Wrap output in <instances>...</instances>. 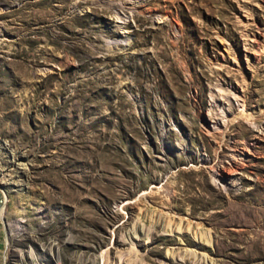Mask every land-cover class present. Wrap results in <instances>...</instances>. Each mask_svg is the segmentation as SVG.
I'll return each mask as SVG.
<instances>
[{"label": "rangeland", "instance_id": "rangeland-1", "mask_svg": "<svg viewBox=\"0 0 264 264\" xmlns=\"http://www.w3.org/2000/svg\"><path fill=\"white\" fill-rule=\"evenodd\" d=\"M255 122L264 0H0V249L264 264Z\"/></svg>", "mask_w": 264, "mask_h": 264}, {"label": "bare ground", "instance_id": "bare-ground-1", "mask_svg": "<svg viewBox=\"0 0 264 264\" xmlns=\"http://www.w3.org/2000/svg\"><path fill=\"white\" fill-rule=\"evenodd\" d=\"M239 107H241V106H239ZM244 108V107H243ZM222 118H223V120L225 121H229L230 119H231V117H230V113L229 112H227V111H225V112H223L222 113ZM232 120V119H231ZM224 122V124L223 123H220V126H221V124L222 125H226V123L227 122ZM230 122V121H229ZM255 124V126H256V128H257V132H258V134H261L262 132H263V134H264V130H263V128H262V126L260 125V124H258V122H255L254 123ZM219 125H215V128L217 129V130H220V131H222V129H221V127H220ZM234 149V148H233ZM237 150V149H236ZM218 161H217V163H219L218 164V168H216V171L214 172V175L215 176H221L220 178H223V180H224V177H225V175L226 174H228V178H226V179H231L229 176H230V174H232V173H235V172H238V170H239V168H236V166H235V162L234 161H232V160H229V159H226V158H223V156H219V158L217 159ZM244 160V159H243ZM220 162L222 163V164H224V166H222V164H220ZM224 185V184H223ZM226 186V185H225ZM25 208H22V213H25ZM181 230V229H180Z\"/></svg>", "mask_w": 264, "mask_h": 264}, {"label": "built area", "instance_id": "built-area-1", "mask_svg": "<svg viewBox=\"0 0 264 264\" xmlns=\"http://www.w3.org/2000/svg\"><path fill=\"white\" fill-rule=\"evenodd\" d=\"M5 203V197H1L0 195V204H4ZM20 263L19 260H12V261H8V248H7V242L5 241V248L4 249H0V264H16V263ZM22 263V262H21ZM41 264V263H38Z\"/></svg>", "mask_w": 264, "mask_h": 264}]
</instances>
